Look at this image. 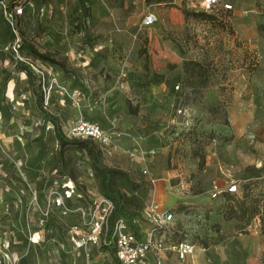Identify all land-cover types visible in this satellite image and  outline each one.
<instances>
[{"label":"rangeland","instance_id":"1","mask_svg":"<svg viewBox=\"0 0 264 264\" xmlns=\"http://www.w3.org/2000/svg\"><path fill=\"white\" fill-rule=\"evenodd\" d=\"M22 5L11 21L0 4V264H118L89 241L104 195L86 152L60 153L30 60L82 91L78 104L58 94L43 101L65 129L84 117L160 151L154 186L124 153L132 139L103 158L128 173L116 183L131 210L153 199L175 215L171 238L195 243L193 257L165 253L163 264H264V0H236L232 11H206L200 0ZM148 13L159 21L144 25ZM135 121L143 125L136 131ZM234 181L239 190L230 193ZM67 185L80 196L55 205ZM216 188L223 192L212 198Z\"/></svg>","mask_w":264,"mask_h":264},{"label":"built area","instance_id":"2","mask_svg":"<svg viewBox=\"0 0 264 264\" xmlns=\"http://www.w3.org/2000/svg\"><path fill=\"white\" fill-rule=\"evenodd\" d=\"M24 0H16L12 8L9 7L6 0H0L5 14L9 20L23 13L22 5ZM200 6L204 10L222 9L232 11L234 9L233 0H200ZM158 21L154 13H148L143 20V24L150 26ZM31 70L38 77L42 78L41 88L46 103H49L53 95L58 94L60 97L68 95L77 104L80 96L83 94L78 88L69 89L61 85L59 77L53 73L45 72L37 61L30 60ZM69 137H90L98 142L105 155H112L119 148L120 142L124 138H130L134 145L130 149L124 150V153L133 162H139L142 172L147 175L154 185L155 175L147 166L148 159L153 158L159 153L158 149H146L144 138L142 136H133L125 130H105L95 121L79 117L65 129ZM170 182V179H168ZM185 180L180 179L176 187L184 189ZM238 184L234 181L228 186L227 191L230 193L238 192ZM74 192L72 186L67 185L64 193L55 192L54 204L62 205L65 199L70 197ZM223 190L216 188L211 192V197H218ZM98 219L94 222L92 233L89 241L97 242L99 245H107L115 248L116 258L120 264H151V256L154 257L156 264H163V253H174L179 260L185 261L191 258L196 251L195 243L187 240L174 241L169 232L174 228L175 215L172 209H161L157 203L152 200L146 207L142 219L134 220V224H140L141 229L135 232L129 221L119 216L115 219L112 229L109 227V216L114 208L113 201L105 196L96 200Z\"/></svg>","mask_w":264,"mask_h":264},{"label":"trees","instance_id":"3","mask_svg":"<svg viewBox=\"0 0 264 264\" xmlns=\"http://www.w3.org/2000/svg\"><path fill=\"white\" fill-rule=\"evenodd\" d=\"M15 1L16 0L13 1L14 2L13 4H15ZM201 14L205 15V16L207 15L206 12H202ZM32 52L35 55H37V57L43 61H50V62H53L56 64H61V63H59V61L50 57L48 54H46L44 52H40L36 49H32ZM30 70H31V68H30ZM25 72H27V74H28V71H25ZM31 72H32L33 76L38 77L37 75H35V73L32 70H31ZM44 100H45L44 94H43L42 88L40 87V95L38 97V104H39L40 109L45 113V115L48 117V119L50 120V122L53 125V131H54L55 137H56L57 141L59 142L60 153H64L65 151H67L71 147H74L78 150H82V151L86 152L87 155L89 156L90 160H91V166H92L93 171H94V173L98 179L99 188H100L101 193L105 197H107L108 199L113 201L114 208H113V210L109 216V227L112 229V226H113L115 219L118 218L119 216H123L129 221L131 228L135 232H139L141 229V226H140V224H134V220H137L140 222V220L143 217L144 210L146 209L147 206L142 210L141 213H135L133 210H131L129 208V203L132 200L129 197H127V195L117 186V183H116L117 177L128 176V173L121 168L109 166L108 164H106L104 161V158H103L104 157V151H103L101 145L98 142H96L95 140H93L92 138H90V137H87V138L69 137L66 134L65 128L63 126H61V124L59 123L57 116L54 114H51L45 110V106L43 104ZM51 100H52V98L50 99V101ZM127 132L132 134L133 136H135L132 132H129V131H127ZM155 149H157V148H155ZM137 163L140 166V171H141L142 176H145L146 179L149 181V183H151L149 177L142 172V167H141L140 163L139 162H137ZM70 178L74 179V177L72 175H70ZM72 195L80 196L79 194H76L75 191L73 192ZM72 195L68 198H71ZM255 213H257V212H255ZM263 232H264V214H263ZM103 246L116 259L118 264H120V262L116 258L115 248L112 246H107V245H103Z\"/></svg>","mask_w":264,"mask_h":264},{"label":"crops","instance_id":"4","mask_svg":"<svg viewBox=\"0 0 264 264\" xmlns=\"http://www.w3.org/2000/svg\"><path fill=\"white\" fill-rule=\"evenodd\" d=\"M234 2V4H235V2H236V0L235 1H233ZM234 7H235V5H234ZM176 12H178V11H175L174 10V7H170V10H169V17H168V23H169V26L170 27H172V28H174V27H176L178 24H179V21H176L174 18H173V14H177ZM157 15V14H156ZM159 14L157 15V17H158V21H159ZM9 84H10V81H9ZM130 126L131 127H133V129H134V131H136V130H138L139 128H141V127H143V125H141L139 122H137V121H135V122H133L132 124H130ZM144 140L146 141V137H144ZM131 141V140H130ZM133 145H134V143H133ZM146 147H147V145H146ZM147 148H150V147H147ZM152 162H153V158H150V159H148V162H147V166L149 167V169L151 170V172L154 174V172L152 171L153 170V168H152V166H151V164H152ZM165 173V172H164ZM167 173L169 174H171V171L170 170H168L167 171ZM172 173H174V171H172ZM155 175V174H154ZM144 178H146L145 176H143ZM165 177H167V176H165ZM168 178V177H167ZM169 179V178H168ZM183 199H185V197L183 198ZM153 200V199H152ZM182 202V201H181ZM181 202H178L177 203V206H179V204H181ZM176 207V206H175ZM165 253H171V252H164L163 253V256L165 255ZM194 256V255H193ZM192 256V257H193ZM177 257V256H176ZM178 258V257H177ZM189 259V258H188ZM187 259V260H188ZM156 262H155V260H154V257L153 256H151V264H155Z\"/></svg>","mask_w":264,"mask_h":264}]
</instances>
